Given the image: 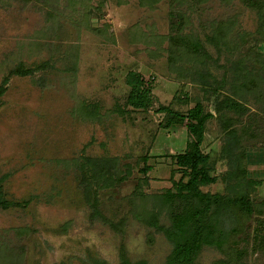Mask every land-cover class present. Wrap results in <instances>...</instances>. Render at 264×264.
<instances>
[{
    "label": "rangeland",
    "instance_id": "rangeland-1",
    "mask_svg": "<svg viewBox=\"0 0 264 264\" xmlns=\"http://www.w3.org/2000/svg\"><path fill=\"white\" fill-rule=\"evenodd\" d=\"M183 18L182 34L203 45V58H171ZM227 21L235 49L211 41ZM19 66L34 72L14 76L0 97L1 185L8 201L29 203L0 208V241L22 254L16 264H121L122 253L130 264H169L173 244L143 219L153 210L170 226L159 199L182 178L172 157L189 136L186 124L164 128L161 108L187 115L201 104L212 114L202 151L217 182L204 193L230 194L224 150L235 133L233 153L245 151L247 176L262 182L250 194L264 215V9L249 0H0V85ZM131 73L151 90L147 111L127 104ZM86 159L132 168L127 180L93 190L101 216L83 180ZM240 248L241 264H264L250 244ZM228 261L205 246L196 264Z\"/></svg>",
    "mask_w": 264,
    "mask_h": 264
},
{
    "label": "trees",
    "instance_id": "trees-1",
    "mask_svg": "<svg viewBox=\"0 0 264 264\" xmlns=\"http://www.w3.org/2000/svg\"><path fill=\"white\" fill-rule=\"evenodd\" d=\"M171 1L177 5L188 0ZM249 6L264 9V1L249 0ZM185 24L186 20L183 18L178 29L171 33L173 35L170 36L171 58L173 60L182 59V56L203 58L206 54L203 52V45L198 40L182 34ZM233 28V22L220 23L211 41L218 40L219 45L229 44ZM230 45H233V49L237 48V44L228 46L230 47ZM33 72L23 66L12 70L0 85V97L4 96L7 86L14 76H27ZM127 84L131 87L127 104L134 110H149L152 106L151 90L145 87L142 77L131 73L128 75ZM96 110L97 107H92L89 114L94 115ZM159 112L165 114V124H162L164 128L170 129L176 125L186 124L189 136L185 152L172 157V164L178 167L182 178L179 182L174 183V190H168L159 199L161 205L167 207L166 216L170 226L162 227L160 225L161 214L153 210L146 213L143 219L149 226L163 230L173 244L169 264H196L199 254L205 246H215L228 254L230 261L225 264L242 263L248 253L247 249H244L245 247L240 248L242 245L250 244L253 252L264 255V215L261 209H255L250 194L251 191H255L256 187L262 185V182L251 180L247 176L246 152L233 153V146L238 144L235 133L229 131V134L234 137L229 149L224 150L226 156H230L231 160V169L225 176V180L227 179L230 184V194L204 193L203 187L217 182V177L211 175L210 157L202 151L206 124L212 118V114L206 113L201 104L188 111L187 115L169 108H161ZM150 170L151 167L147 165V158H145L144 168L141 172L147 175ZM82 174L90 197L95 195L92 197L93 202L89 197L90 204L95 210V215L101 216L98 209L99 201L96 197L98 194L93 190L96 188L102 190L127 180L128 176L130 177L132 174V168L120 171L119 162L116 159H86ZM1 184L0 181V208L8 210L29 204L28 202L8 201ZM137 191L143 195L140 188ZM143 197L146 199L144 195ZM225 217H231L230 222H226ZM253 220L254 227L251 226ZM112 226L119 230L115 227L116 225ZM1 235L0 232V237ZM22 258V254H19L16 248L0 241V264L20 263ZM121 258V264H130L123 253ZM84 264L108 263L99 259H89V262Z\"/></svg>",
    "mask_w": 264,
    "mask_h": 264
}]
</instances>
